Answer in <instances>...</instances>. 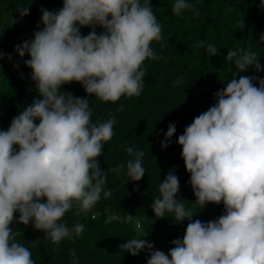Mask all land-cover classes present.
<instances>
[{"label":"clouds","instance_id":"9594fccd","mask_svg":"<svg viewBox=\"0 0 264 264\" xmlns=\"http://www.w3.org/2000/svg\"><path fill=\"white\" fill-rule=\"evenodd\" d=\"M260 7L264 9V0ZM190 8L186 0H174L171 10L179 16ZM17 10L21 17L29 14V7ZM41 13L42 29L38 26L34 39L16 47L19 57H30L25 64L40 98L0 130V264H35L30 248L18 239L22 232L11 227L14 222L31 223L58 247L79 238L85 228L82 223L69 227L66 213L75 207L74 214L80 215L101 194L112 196L105 187L109 172L124 173L129 182L144 177L145 153L133 143L125 148L130 157L126 165L101 170L99 158L115 135L116 116L93 122L90 101L62 93L61 86L79 83L105 103L139 97L145 87L144 62L163 59L153 42L167 46L150 0H63L60 10ZM97 25L104 31L98 34ZM84 27L92 29L86 36L81 34ZM260 40L264 42V34ZM205 45L199 41L196 47H204L209 57L219 55L220 48ZM225 61L239 73L262 70L259 54L252 50H230ZM214 97L216 103L177 140L195 202L176 199L180 185L174 170L159 183L152 202L155 218L171 214L177 224L188 221L183 239L173 240L167 254L144 238L119 246L132 256L147 250V264H264V79L233 75ZM175 132L170 123L162 148ZM189 203L200 210L223 203L225 214L206 223L193 220ZM133 218L126 214L125 222ZM69 257L79 264L75 250Z\"/></svg>","mask_w":264,"mask_h":264},{"label":"trees","instance_id":"16d2710c","mask_svg":"<svg viewBox=\"0 0 264 264\" xmlns=\"http://www.w3.org/2000/svg\"><path fill=\"white\" fill-rule=\"evenodd\" d=\"M186 2L192 8L176 16L171 10L174 0H150L167 46L161 48L159 43L153 42L152 47L163 59L144 62L145 87L139 97H122L115 104L105 103L89 96L79 83L61 86L62 93L90 101L93 122L116 116L115 135L104 145L99 158L101 170L107 172L108 168L121 163L126 165L130 157L125 148L133 143L145 153L146 173L139 182H129L124 173L117 176L109 172L105 187L112 189V196L105 199L101 194L100 201L80 215L74 214L75 207L66 213L64 222L69 227L82 223L85 228L79 238L64 240L58 247L31 223L24 226L14 222L11 227L22 232L18 239L30 248L35 264H72L69 257L72 250L79 264H147V250L132 256L119 246L134 237L144 238L154 244L155 250L167 254L173 240L183 239L188 221L177 224L171 214L163 219L155 218L152 211L153 198L159 195L158 185L172 170L180 185L176 199L195 202L178 137L195 117L216 103L214 93L226 87L233 75L237 79L240 75L264 79V42L260 40L264 34V9L260 7V0ZM26 7L29 14L21 17L17 9ZM62 7L63 0H0V52L4 55L0 59V130H7L14 117L40 98L31 79V69L25 64L30 57L27 54L19 57L16 47L34 39L38 26L42 29L41 9L55 12ZM95 30L98 34L104 31L98 25ZM90 31L91 28H81L84 36ZM199 41L220 48L219 55L209 57L204 47H196ZM241 48L259 54L260 72L250 69L239 73L234 63L225 61L228 51ZM177 80L183 82L176 84ZM254 83L259 87L258 81ZM121 105L124 111L119 112ZM170 123L176 125V132L168 147L162 148ZM14 147L18 150V146ZM186 207L195 214L193 220L205 223L225 214L223 203L207 204L201 210L191 203ZM126 214L134 216L131 222H125ZM18 218L17 212L14 219Z\"/></svg>","mask_w":264,"mask_h":264},{"label":"rangeland","instance_id":"374dc122","mask_svg":"<svg viewBox=\"0 0 264 264\" xmlns=\"http://www.w3.org/2000/svg\"><path fill=\"white\" fill-rule=\"evenodd\" d=\"M11 80V79H10Z\"/></svg>","mask_w":264,"mask_h":264}]
</instances>
